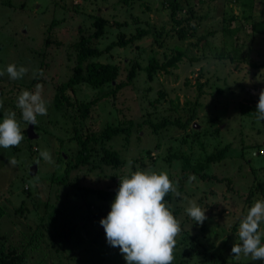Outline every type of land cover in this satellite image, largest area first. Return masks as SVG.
Instances as JSON below:
<instances>
[{
	"label": "rangeland",
	"instance_id": "obj_1",
	"mask_svg": "<svg viewBox=\"0 0 264 264\" xmlns=\"http://www.w3.org/2000/svg\"><path fill=\"white\" fill-rule=\"evenodd\" d=\"M168 1L0 0V71L5 72L0 76V100L4 103L0 122L5 110L14 111L24 136L17 149L0 147V210L5 212L0 217V237L6 235L2 240L6 247L23 251L29 236L41 231L42 225L55 234L69 235L64 252L59 253L66 257L60 259L63 264H127L120 249L108 244L106 235L101 234L99 220L111 210L119 177L137 169H152L166 171L174 182L187 174L179 199L173 194L171 200L165 197L172 210L182 207L177 213L181 232L175 238L172 264H264V260L253 261L243 254L237 258L231 253L240 221L257 199H264L261 192L249 194L258 180L264 182V121L256 118L264 68L240 61L245 54L264 63V35L252 31L253 23L264 20V0H179L178 17L190 16L193 20L188 25H198L185 39L179 37V25L171 20ZM96 15L107 21L106 33L96 43L102 49L120 33L127 38L140 28L149 33L96 58L119 66L118 78L113 85L94 88L81 84L68 90L73 103L69 107L60 100L57 86L72 76L79 30L92 34ZM203 35L206 38L199 40ZM179 50L185 55L176 66L157 69L149 76L145 67L151 57L163 64ZM8 64L29 71L22 79L11 80ZM134 64L139 67L129 79ZM118 83L124 86L116 96H106ZM37 84L43 88L47 115L37 116L39 135L27 139L29 124L20 118L16 104L22 90L34 91ZM94 98L99 101L83 118L78 103ZM195 105L197 116L187 126L170 124L155 133L150 122H143L152 119L159 123L166 117L184 123ZM245 106L252 108V114L243 111ZM122 121L133 122V130L105 143L121 153L125 164L119 168L105 163L99 168L80 165L68 174L76 184L63 183L70 166L67 163L80 149L75 133L100 132ZM101 143L87 145L94 163L101 160ZM227 144L231 148L224 160L206 161L208 154ZM259 144H263L261 149ZM45 149L54 163L40 156ZM170 153L180 157L171 160ZM34 163L38 171L31 174ZM193 168L212 178L195 175ZM193 175L196 179L189 183ZM101 190L113 191V199L101 197ZM188 199L207 209L202 224L186 214ZM22 203L25 210L16 209ZM91 211L97 214L95 221L90 218ZM93 238L95 243L90 246ZM41 242L50 253L54 250L47 237ZM28 252V264H39L44 256L41 249Z\"/></svg>",
	"mask_w": 264,
	"mask_h": 264
},
{
	"label": "clouds",
	"instance_id": "obj_2",
	"mask_svg": "<svg viewBox=\"0 0 264 264\" xmlns=\"http://www.w3.org/2000/svg\"><path fill=\"white\" fill-rule=\"evenodd\" d=\"M28 71L27 67H17L16 64L6 67L11 80L22 79ZM4 75L5 72L0 71V76ZM38 75L42 77L43 71L39 70ZM33 76L36 77L37 73L34 72ZM42 92V85L37 84L34 91L22 90L18 96L16 107L21 110L23 121L29 125H36L38 115H47V101ZM3 108V100H0V109ZM256 113V118L264 121V89L259 94ZM23 139L16 113L5 110L0 122V147L19 146ZM40 156L48 163H54L48 150L41 151ZM9 163L16 162L10 160ZM128 163L131 165V161ZM195 179L194 175L190 176L189 183ZM169 193L181 196L178 182L171 180L166 171L137 169L119 177L111 210L100 224L108 244L120 249L127 264H172L175 238L181 232V225L173 215L172 206L165 201ZM206 210L194 199H188L185 212L195 222L202 224L207 219ZM261 224H264V199H257L240 221L238 240L231 248L234 257L243 254L253 261L264 260Z\"/></svg>",
	"mask_w": 264,
	"mask_h": 264
},
{
	"label": "trees",
	"instance_id": "obj_3",
	"mask_svg": "<svg viewBox=\"0 0 264 264\" xmlns=\"http://www.w3.org/2000/svg\"><path fill=\"white\" fill-rule=\"evenodd\" d=\"M168 2H169L170 10H171V12H170L171 20L173 21L174 24L179 25V29H178L179 37L182 39H185L189 35H192L194 33V29H196V27H198L197 24H195L194 26L191 25V27H190V25H188L191 22V20H193V18L188 16V17H185L184 18L185 20H184L183 18L178 17L179 9H181L179 0H169ZM22 5L23 4H21V6ZM190 11H192V8H190ZM106 22L107 21L101 15L100 16L96 15L95 19L93 21V24L95 26V30L92 32V34L86 35L83 33V30H79L81 32V34H80L78 42L75 44V48L77 49V56H76L77 63L73 67L72 76L66 82H62L60 85L57 86L60 100L62 102H66L67 105H69V107L72 106L73 103H71L69 101L70 99H69V96L67 95L68 90H70V89L74 90V88L77 85H81V84H88L94 88H99V87H102V86L107 85V84L113 85V81H116V79L118 78L119 66H117L116 64L111 63V62H103V61L96 59V58L101 57L104 54H110L111 51L113 50V48H115L116 46L124 47L128 43L133 42V41L138 40V39H141L149 33V30L144 29V28L138 29V32L134 33L132 36H130L128 38L125 35H123L122 33H120L116 40L110 42L109 44L106 45L105 48L102 49L101 47L97 46L96 43L106 33ZM185 22L187 25L184 24ZM252 31L256 34L264 35V20L257 21L255 23H253L252 24ZM205 38H206V36L203 35V36L199 37V40H203ZM48 39H49V37H48ZM184 55H185V51H182V50L176 51V54L169 57L167 59V61H165L163 64H160L157 61V59H155V57H151L150 63L145 67V69L148 72L149 76L152 77L157 69L164 68L167 70L168 67L176 66L177 62L182 60ZM230 58L233 60L234 56L231 55ZM240 61L245 62V63L251 65L253 68H256V69L264 68V63H258L257 61L251 60L249 58V56H247L245 54L240 56ZM137 67H139L138 64H134L131 67V70L128 74L129 79H132L134 77ZM35 82L39 83L40 80H34V83ZM123 86H124V83H118L117 85H115L112 88V90H110L107 93L106 96H109V95L116 96L117 92ZM198 87L201 89L202 84L199 83ZM1 91L2 90H0V92ZM97 98H94L93 100H90L87 102L78 103V105H79L78 107H79L80 113L83 116V118H85L88 115L89 110H91V108L99 101V99H97ZM62 102L60 103L61 105H62ZM242 109L244 112H246L248 114H252V108L251 107L245 106V108H242ZM16 111H17V113H21L19 108H17ZM196 111H197V106L195 105L193 107L192 116L187 121H185L184 123L181 121L180 118H177L176 120H172V119H166V117L162 122H159V123H154L152 121V119L146 120L143 122L144 123L150 122V124L153 128V131L155 133H157L160 128H166L170 124H178L181 126H187V124H189L190 122H193L195 120V118L197 116ZM20 118H22V115L20 116ZM133 127H134L133 122L122 121L119 125H108V126H106L105 129H103L100 132L90 133V134H86V135L85 134H79L78 132H76L74 136L77 140V143L80 146V149L78 150L77 154L73 158H71V161H69L67 163L70 166L68 168H66L65 179L62 182L63 183L69 182L71 184H76L75 181H70V176L68 174L74 168L77 169L80 165H82V166L91 165L92 168H99L102 163L108 164V165L112 166L113 168H119L120 166H123L125 164V159L122 158L121 153L118 150L114 149L112 146H107L106 143H107V141L114 139L118 135L127 136L130 133V131L133 130ZM36 129H38V125L36 126ZM27 139H29V138H27ZM105 140H106V143H105ZM101 141H102V143H101ZM90 142L101 143L104 145L103 146V152L100 154L101 160L98 163H94L92 161V159H91L92 152L89 149H87V145ZM261 146H263V144L257 145V147H259V149H261L260 148ZM14 148L17 149V146ZM230 148H231L230 144L221 146V148H218V150L208 154L205 159L207 162H221L222 160H224L227 157V153L229 152ZM30 150H33L32 145L30 146ZM244 150H245V148H244ZM244 150H242V153H241V155H243V156H245ZM169 155H170L171 160L174 158L180 157L179 155H177L175 153H170ZM260 155H263V154H260ZM261 168L264 169V166H262ZM192 173H194L195 175H200L204 178H212L211 176L208 175V173L201 174V172H199L198 169H196V168L192 169ZM254 173H257V170H254ZM183 176L187 177L186 172L183 173ZM184 177H182L178 181V190L181 193H184V191H185L184 182L182 180ZM117 184H118V182H117ZM259 192H261V194L264 197V182H261L260 180L257 181V183L254 186V189L249 194L253 196ZM171 194L172 193H169L168 195H166V198L171 200ZM99 195L101 197H103V196L106 197L108 200H112L114 197L113 191H107V190L106 191H103V190L99 191ZM176 198L179 199V197H176ZM25 208L26 207L22 203L16 209L25 210ZM181 208L182 207L179 206V207H176L173 209V215L177 219H178L177 213L179 212V210H181ZM2 210H3V208H2ZM2 210H0V217H1V215L5 214V212H2ZM91 213H92L91 214L92 216L90 218L93 219V221H95L94 218L96 217L97 214L93 213L92 211H91ZM99 223H100V220H99ZM41 227H42V225H41ZM41 227H40L41 231L35 230L32 232V235L29 236V238L27 240V244H26L25 249L23 251H19L17 248L11 249L9 247H6L4 242L2 241L6 235H3L2 237H0V264H28V260H29V258H28L29 252L28 251H29V249H30V251L31 250L33 251L35 249L36 250L41 249L42 255H44V256L41 255L42 257H40V259H39V262H38L39 264H63L62 262H60V259L61 258L66 259V257H64V256L60 257L59 253L64 252L63 248L67 245L69 235L61 236V235H58L57 233L55 234L54 232H52L50 230H46L44 227H43L44 229H42ZM100 227H101L100 228L101 234L104 233L106 235L101 224H100ZM71 231H73V230H70V232ZM44 237H47L49 239L50 247H52L54 249L51 253H50V249L48 251V250H46L45 247H43V243L41 241L43 240ZM184 238H187V237H184ZM94 243H95V239L93 238L90 246L94 245ZM88 245H85L83 247V249L87 250L89 247ZM41 252H39V253H41ZM69 256H71V255H67V258H70ZM49 257H50V259H49Z\"/></svg>",
	"mask_w": 264,
	"mask_h": 264
},
{
	"label": "water",
	"instance_id": "obj_4",
	"mask_svg": "<svg viewBox=\"0 0 264 264\" xmlns=\"http://www.w3.org/2000/svg\"><path fill=\"white\" fill-rule=\"evenodd\" d=\"M115 83V81H113V84ZM35 126L33 125H29L28 127V134H29V137L30 138H36L38 135L37 133L35 132ZM38 171V164L37 163H34L31 167H30V172L31 174H34V173H37Z\"/></svg>",
	"mask_w": 264,
	"mask_h": 264
},
{
	"label": "flooded vegetation",
	"instance_id": "obj_5",
	"mask_svg": "<svg viewBox=\"0 0 264 264\" xmlns=\"http://www.w3.org/2000/svg\"><path fill=\"white\" fill-rule=\"evenodd\" d=\"M28 127H29V125H28V126H27V128L25 129V132H26V137H27V138H29V139H33V138H30V137H29L28 130H27V129H28ZM34 128H35V132L37 133V131H36V125H35V127H34ZM37 135H39V134L37 133Z\"/></svg>",
	"mask_w": 264,
	"mask_h": 264
}]
</instances>
